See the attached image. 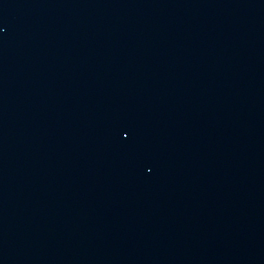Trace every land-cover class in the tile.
I'll use <instances>...</instances> for the list:
<instances>
[{
    "label": "water",
    "instance_id": "1",
    "mask_svg": "<svg viewBox=\"0 0 264 264\" xmlns=\"http://www.w3.org/2000/svg\"><path fill=\"white\" fill-rule=\"evenodd\" d=\"M0 264H264V0H0Z\"/></svg>",
    "mask_w": 264,
    "mask_h": 264
}]
</instances>
